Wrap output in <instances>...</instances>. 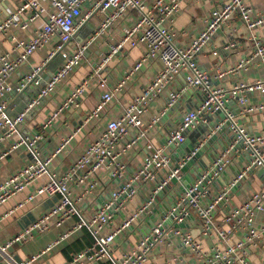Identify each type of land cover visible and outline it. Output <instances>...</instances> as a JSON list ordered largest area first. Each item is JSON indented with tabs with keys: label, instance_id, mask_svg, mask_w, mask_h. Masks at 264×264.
<instances>
[{
	"label": "built area",
	"instance_id": "1",
	"mask_svg": "<svg viewBox=\"0 0 264 264\" xmlns=\"http://www.w3.org/2000/svg\"><path fill=\"white\" fill-rule=\"evenodd\" d=\"M10 1L0 0L7 7L0 19V163L21 149L29 161L0 181V206L43 178L4 217L45 197L58 198L24 232L0 246V251L68 226L21 264H33L51 254L84 228L93 235V246L73 254L64 264H157V260L254 264L247 258L253 251L258 264H264V133H252L242 124L243 117L264 113V76L222 85L229 76L254 66L264 74V37L255 35L264 26V13L255 11L249 0H223L205 16L198 34L186 42L185 32H176L173 23L182 5L191 0H13L15 8L9 6ZM95 17L99 21L93 34L70 49L74 36ZM126 18L132 19L129 26L92 66V72L55 104L38 130L21 135L29 112L47 103L61 82L82 66L90 46ZM236 22L248 34L251 53L235 66L217 61L202 68L199 54L224 30L230 40L211 50V56L238 49ZM7 37L11 48L2 51ZM48 46L53 50L47 58L29 67L31 57ZM126 46L142 48V56L110 85L103 70ZM56 54L62 64L46 78L44 68ZM25 65L28 72L11 82V75ZM147 65L158 67L141 92L110 119L108 110ZM30 87L37 88V93L24 110L11 115L9 94ZM93 87L98 91L94 109L70 128L69 122ZM161 97L165 98L163 106L151 114V105ZM66 113L68 121L63 120ZM174 113L178 116L173 121ZM104 116L108 117L100 128ZM168 123L161 143L148 147L152 132H161V126ZM57 124L68 134L47 150L44 133ZM93 132V140H86L81 149L75 146L82 135L90 137ZM193 132L196 138L186 146ZM138 145L145 146L144 153L137 164L133 161L135 168L130 171L126 158ZM71 150L76 154L62 170L60 161ZM233 167L236 171L229 177L227 172ZM258 178L260 188L255 187ZM95 193L101 194L102 202L88 214L81 205ZM130 204H134L132 209ZM74 216H78L76 222ZM125 234L138 238L132 248L116 256L115 247Z\"/></svg>",
	"mask_w": 264,
	"mask_h": 264
},
{
	"label": "crops",
	"instance_id": "2",
	"mask_svg": "<svg viewBox=\"0 0 264 264\" xmlns=\"http://www.w3.org/2000/svg\"><path fill=\"white\" fill-rule=\"evenodd\" d=\"M223 0H191L190 2L182 5V8L179 14L175 17V21L173 23V28L176 32L184 31L187 39L184 41H188L195 37L198 32L203 28V20L205 16L216 6L220 5ZM248 4L253 6L254 10L259 13H264V0H249ZM9 6L15 8L17 3L13 0L9 2ZM7 13V7L5 4L0 2V19L5 16ZM99 21L98 17L93 18ZM90 20L89 25L85 27L81 32L74 36L71 43L68 47H73L74 45L81 43L82 40L86 39L90 34H93L94 29L96 28L95 22ZM131 18H126L120 26L113 28L111 31L106 33L104 37L97 39L89 48L84 55L82 66L69 78L65 81H62L57 88L56 93L51 97V99L45 103L43 106L39 108H34L31 110L26 118V124L22 127L21 135H27L35 130L39 129L40 124L45 120L46 116L52 111L55 107V104L60 102L69 92L70 88L79 84L90 72H92V66L95 63H98L101 58H103L106 54H108L110 50V46L114 45L116 40H118L126 26H129L131 22ZM255 35L258 37H264V26L258 29L255 32ZM183 40V39H181ZM230 40L229 32L224 30L217 36L214 37L212 43L204 48V50L199 54V63L202 68H209L212 63L221 61V64L225 67L235 66L238 62H240L244 57L251 53V44L248 41V34L245 31L244 27L241 23H234V40L238 42V49L231 54L220 53L218 57L211 56V50L218 47L222 41ZM178 41H180V37H178ZM99 43V47L96 48L95 51L91 48L95 43ZM3 46L1 48L2 51H8L11 48V40L9 37L4 38ZM50 47L49 52H47L46 57H41L37 52L35 53L30 61L29 67L34 65L36 66L42 60L47 58V56L53 50L52 46ZM142 48H130L126 46L118 55L114 56L110 62L105 66L103 72L109 76V84L114 85L116 81L122 76V74L132 67L137 60L142 56ZM62 57L56 54L45 66L44 75L47 78L50 74L55 72L62 64ZM158 67L156 65H147L139 70L128 82L126 88L124 89L123 94L118 96L119 102L114 103L111 108L108 110V115L111 117H115L118 115L122 109V107L128 102L130 97L135 94H139L141 92V88L147 83L148 79L154 74L155 68ZM28 72V66L22 67L18 72H15L12 77H10L11 82H17L22 75ZM264 76L263 69L261 67H251L247 72H238L236 76H229L224 82H222L223 86L229 87L236 81L250 82L258 78H262ZM38 89L35 87H30L26 89L23 93L15 94L11 93L8 96L9 99V109L10 114L14 115L18 112L24 110L27 106L28 102L31 98L37 93ZM98 91L95 87L89 90L88 94L84 98L81 109L77 111L76 116L73 119V122L70 123V128L80 121L83 116L92 111L97 102ZM259 97V96H257ZM165 98H159L156 103L152 104L150 107L151 114L158 112V110L163 106ZM70 114L66 113L63 117L65 121L69 118ZM177 113L172 115L173 121L175 120ZM108 116H104L102 120L99 122L100 128H103L104 123ZM242 124L245 126L247 130L252 133H264V113L255 114L253 116L243 117ZM167 125H162L159 133L152 132L150 138V142L148 143V147L153 145L156 146L160 144V140L165 137V133L167 132ZM68 134V130L64 127H59L57 124L56 127L44 133L46 149L49 150L53 148L57 142L59 141L62 135ZM95 137V132H93L90 137L82 135L81 138L75 141V146L78 149L84 145L86 140H93ZM196 138V133H191L187 138L186 146H190V141ZM145 146L143 145V148ZM143 148L138 145L135 149H133L126 160L128 162V168L130 171L134 170L133 161L137 164L139 159L144 153ZM264 152V147H263ZM76 154L75 150L69 151L68 155L63 158L61 169L64 170L67 168L74 158ZM29 161V156L26 150L21 149L16 154L7 159L3 160L0 163V181L4 180L9 174L20 166L26 164ZM240 163V161H239ZM239 165V164H237ZM236 171V168L233 167L227 172V175L231 177ZM46 180V179H45ZM43 179H40L31 189L26 190L22 194L15 196L6 204L0 206V246H5L10 241H12L19 234L24 232L43 212H46L52 205L56 202L58 196L53 197H45L41 200L35 201L31 206L22 208L14 212L12 215L8 217H4L6 213L12 210L18 203L22 202L31 192H33L36 187H38ZM261 178L257 179L255 184L256 188H260ZM262 187V186H261ZM109 187L106 183V190ZM88 203H84L81 205V209L90 214L94 209H97L101 205V194L95 193L92 195ZM134 204H130L128 206L129 209H132ZM78 216L73 217V222H76ZM72 223V222H71ZM68 226H64L60 229L52 228L50 231H47L43 234H36L32 237V239L28 240L24 244H13L9 248H7L4 252L0 251V264H11L10 262H15L16 264H21L24 261L30 259L31 256L38 254L41 250L45 248V246L53 239H55L60 233L67 230ZM138 236L133 234H125L118 240V243L115 247L114 254L116 256L121 255L122 252H125L132 248L137 240ZM93 235L87 230L83 229L75 233V236L66 243L65 246L56 249L49 255H45L39 258L33 264H64L71 260V256L75 254L74 250L71 247L81 246L83 250L86 247H91L94 244ZM205 244V248L207 249ZM247 258L251 263L258 264V258L256 251L250 252L247 254ZM82 264H95L92 262H83ZM157 264H167L165 261L157 260Z\"/></svg>",
	"mask_w": 264,
	"mask_h": 264
},
{
	"label": "rangeland",
	"instance_id": "3",
	"mask_svg": "<svg viewBox=\"0 0 264 264\" xmlns=\"http://www.w3.org/2000/svg\"><path fill=\"white\" fill-rule=\"evenodd\" d=\"M92 22H95L96 26L98 25L97 20L93 19ZM166 27L169 28V24H166ZM96 48H97V49L100 48L98 42L95 43L91 49L95 51ZM67 49L69 50V48H67ZM49 50H50V47H47V48H45L44 50L40 51L38 54H39L41 57H46V54H47V52H49ZM100 50H101V48H100ZM12 75H13V74H12ZM12 75H11V77H12Z\"/></svg>",
	"mask_w": 264,
	"mask_h": 264
},
{
	"label": "trees",
	"instance_id": "4",
	"mask_svg": "<svg viewBox=\"0 0 264 264\" xmlns=\"http://www.w3.org/2000/svg\"><path fill=\"white\" fill-rule=\"evenodd\" d=\"M71 249L75 251L74 253H78L82 250L81 246H76V245L74 247H71Z\"/></svg>",
	"mask_w": 264,
	"mask_h": 264
}]
</instances>
